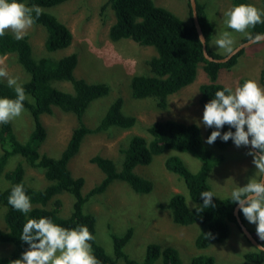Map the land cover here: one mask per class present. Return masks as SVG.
Returning <instances> with one entry per match:
<instances>
[{"label": "trees", "instance_id": "1", "mask_svg": "<svg viewBox=\"0 0 264 264\" xmlns=\"http://www.w3.org/2000/svg\"><path fill=\"white\" fill-rule=\"evenodd\" d=\"M67 1L70 0H22L29 7L38 5L42 9V14L35 24L46 28L45 46L50 51L67 48L72 43L71 29L55 15L45 10ZM262 2L264 3V0ZM240 3L250 4L249 0H233V6ZM188 6L191 23L184 22L167 8L156 5L154 0H106L102 4L100 13L102 18L108 7L115 14V21L109 29L111 40L119 41L130 38L139 45L153 46L156 50V54L147 61L148 72L136 74L131 79L134 98L154 97L158 106L163 109L167 108L170 95L194 82L201 63L209 78V82L199 87V102L203 107L214 98L216 91L226 87L218 81L219 71L235 67L245 48L226 62H216L206 58L194 24L190 0H188ZM197 12L209 54L215 58L226 56L228 53L222 55L214 52L210 47L215 25L208 18L206 4L199 0H197ZM250 32L253 36L257 33L264 34V24L256 25ZM247 40L249 39L245 37L243 42ZM10 54L15 55L16 62L29 74V80L20 84L32 101L25 100L24 108L30 113L34 127L28 138L21 141L14 131L12 122L0 124V179L4 177L9 182L5 187L0 186V205L5 208L3 214L5 227H0V241L15 244L11 254L0 256V264H11L12 261L20 259V255L29 248V246H20L16 243L21 240L19 237L23 225L30 218L39 219L40 217H48L66 228H74L78 225L87 226L94 236V240L90 243L98 264H118L120 261L124 264H183L180 251L176 247H165L157 243H150L147 246L142 260L132 259L124 251V247L132 238V227L120 235L111 233L113 252L108 253L95 240L96 215L85 211L84 206L94 196L104 193L108 186L116 180L126 182L137 193L150 192L153 187L152 182L136 174L134 168L140 164L151 163L154 156L165 150L177 149L188 151L197 157L201 161L200 169L192 174L177 155L168 156L165 160V167L184 179L191 200L195 206L202 207L203 198L200 194L203 191L214 193L208 182L209 172L214 166L219 165L223 158L213 155L211 150L205 146L199 125L174 119L152 123L148 126L149 137L134 134L128 139L126 146H121L120 152L123 157L121 170L117 169L112 158L100 154L92 156L90 161L96 164L105 176L84 194V177L73 176L69 168V162L79 152L84 138L88 134L107 131L112 127L131 128L136 124L137 117L126 115L123 112V99L117 97L100 124L95 128H90L84 123L83 115L93 100L110 92V86L107 83H89L85 79L76 77L74 73L78 64L76 53L59 59L36 58L28 35L21 40H16L13 33L6 32L3 37H0V57ZM262 73L264 74V68ZM248 79L250 78L242 77L239 85ZM62 81L70 82L74 92H68L55 85L56 82ZM262 82L264 84V79ZM3 97L15 99V92L7 86V83L0 81V98ZM54 107H59L66 113L75 114L78 121L68 143L58 157L50 156L39 150V146L47 136L41 116L52 114ZM214 130H216L214 127H208L207 137ZM219 131L221 134L227 131L235 132V128L225 125ZM213 144L226 149L234 142L231 139L225 142L217 138ZM16 156L22 158L21 162L7 170L10 159ZM24 162L27 166L43 173L47 181L45 186L35 187L25 181ZM16 184H23L26 194L31 199L32 209L27 214L14 210L8 204V196ZM64 193L70 194L73 198L71 213L68 214L64 210V214L68 216L62 214L64 203L61 195ZM212 205L197 212L195 207L188 205L187 198L182 193L174 194L168 203L176 224L190 225L196 221L200 223V231L195 240L196 247L199 249H205L214 242L226 241L231 235V223L236 224L243 233L234 213L237 203L230 201V195L224 198L214 195ZM239 216L247 226L248 220L240 209ZM247 228L264 245V240L258 237L255 228L248 226ZM243 257L244 261L238 264L249 262L261 264L264 262V251L256 248V250L246 251ZM215 263L213 255L197 254L191 258L189 264Z\"/></svg>", "mask_w": 264, "mask_h": 264}, {"label": "rangeland", "instance_id": "2", "mask_svg": "<svg viewBox=\"0 0 264 264\" xmlns=\"http://www.w3.org/2000/svg\"><path fill=\"white\" fill-rule=\"evenodd\" d=\"M106 0H70L63 4L46 8L61 22L65 23L73 33L70 46L56 51L46 48L47 30L43 25L35 24L29 30L28 36L36 58L47 57L59 59L71 53L78 55L75 76L85 79L89 83H107L110 92L93 100L83 115L84 123L95 128L107 113L110 105L117 97L123 99V112L135 115L136 124L127 129L112 127L107 131L88 134L79 152L70 160L69 168L73 176H83L85 184L83 193H87L105 176L100 168L90 161L94 155L100 154L112 158L118 170L122 169L123 157L121 146H126L128 139L134 134L149 137L148 126L156 121L174 119L184 123H196L202 131L203 141L213 155L220 156L223 161L214 166L208 175V182L218 198H224L231 191L246 185L250 179L260 180L253 164V156L249 155L250 146L237 147L235 144L222 149L208 144L207 129L202 123L204 107L199 102L200 85L209 82L201 63L197 69L194 82L168 97V106L163 109L157 105L154 97L142 99L134 98L131 89V79L136 74L148 72V59L156 54L153 46H142L130 38L119 41L111 40L109 29L115 21L114 11L108 7L104 17L101 16V6ZM206 4L208 18L215 25L214 35L210 42L211 49L219 54H227L215 45V41L224 31L231 32L234 38L233 49L243 42V33L232 32L225 25L224 12L233 7V0H199ZM156 5L167 8L186 23H191L188 0H154ZM249 3L264 10L262 0H249ZM10 32V31H9ZM6 65L9 74L18 78L19 83L29 80V74L16 62L15 55L0 57ZM264 41L253 43L245 48L239 57L237 65L227 71H219L218 81L233 90L239 85V75L256 80L264 88ZM243 76V77H245ZM7 83L6 80H0ZM55 85L68 92H74L70 82H56ZM41 120L46 128L47 136L39 146L42 153L58 157L69 141L72 130L78 121L73 113H66L59 107H54L52 114H43ZM15 133L21 141H25L33 130L34 122L30 113L25 109L23 114L11 121ZM1 152V148H0ZM170 155H177L182 159L193 174L200 169L201 161L188 151L168 149L154 156L151 163L137 165L134 172L149 179L153 187L148 193L135 192L126 182L116 180L108 186L102 194L94 196L84 206L85 211L96 215L95 240L108 253L113 252L111 233L123 234L129 227L133 228L132 238L124 247V251L134 260L140 261L146 253L150 243L161 246H174L180 251L183 264H189L191 258L197 254L213 255L215 264H238L244 261L246 251L256 250L236 224L231 223V235L223 242H214L205 249L196 247L195 240L200 231L198 221L190 225H180L173 221L171 210L168 208L170 198L176 193H182L187 198L190 207L195 203L191 200L185 181L178 174L165 167V160ZM19 156L12 157L7 170L21 162ZM25 166V181L35 187H43L47 181L41 171ZM9 184L7 179H0V186ZM64 210L72 211L73 198L70 194L61 195ZM5 208L0 205V227H5L3 214ZM68 216V215H66ZM255 228L253 223H247ZM257 234V232H256ZM20 246H29L26 242H16ZM15 244L0 241V256L13 252ZM22 259V254L20 255ZM118 264H124L120 261ZM248 264H256L249 262ZM261 264H264L261 263Z\"/></svg>", "mask_w": 264, "mask_h": 264}, {"label": "clouds", "instance_id": "3", "mask_svg": "<svg viewBox=\"0 0 264 264\" xmlns=\"http://www.w3.org/2000/svg\"><path fill=\"white\" fill-rule=\"evenodd\" d=\"M41 14L42 9L38 5L29 7L22 0H0V37L10 31L16 40L23 39ZM224 17L225 25L232 32L245 34L251 43L264 41V34L253 36L250 32L256 25L264 24V10L252 4L240 3L226 10ZM215 45L231 53L234 45L231 32L224 31ZM0 80H6L7 86L15 92V99L0 98V124H8L23 114L25 100L32 101L18 78L9 74L2 61ZM202 123L216 129L207 137L208 144L220 138L225 142L231 139L237 147L250 145L248 154L253 156L256 173L264 176V88L256 80H245L234 90L226 86L216 91L214 98L204 106ZM225 125L235 128V132L221 134L219 129ZM214 195L212 191H203L200 194L202 207L194 206L197 212L213 206ZM230 201L239 205L248 222L256 225L258 237L264 240V179H250L246 185L234 188ZM8 204L24 214L31 211V199L23 184L12 187ZM19 238L29 248L23 252L22 259H16L11 264H98L90 243L94 236L84 225L66 228L48 217L30 218L23 225ZM258 249L264 251V245Z\"/></svg>", "mask_w": 264, "mask_h": 264}, {"label": "water", "instance_id": "4", "mask_svg": "<svg viewBox=\"0 0 264 264\" xmlns=\"http://www.w3.org/2000/svg\"><path fill=\"white\" fill-rule=\"evenodd\" d=\"M190 4H191V9H192V16H193V20H194V24L196 26L200 41L202 42V48H203V53L204 56L206 58H208L211 61H216V62H226L228 60H230L234 55L238 54L241 50H243L244 48H246L247 46L253 44L250 42V40L244 41L242 43H240L238 46H236L233 51L231 53H228L226 56L222 57V58H215L214 56L210 55L207 49V42H206V37L203 34L202 31V27L201 24L199 22L198 19V12H197V0H190ZM263 79H264V74H263ZM246 130V129H245ZM250 146V145H249ZM264 179V176L260 177V180ZM239 205L237 204L235 209H234V213L236 215V219L238 224L240 225L244 235L246 236V238L256 247H260L263 244H261L251 233V231L247 228V226L242 222L240 216H239Z\"/></svg>", "mask_w": 264, "mask_h": 264}, {"label": "crops", "instance_id": "5", "mask_svg": "<svg viewBox=\"0 0 264 264\" xmlns=\"http://www.w3.org/2000/svg\"><path fill=\"white\" fill-rule=\"evenodd\" d=\"M233 68H234V66H233L231 69H233ZM231 69H230V70H231ZM225 70H227V69H225ZM227 71H229V70H227ZM245 75H246V74H244V75H239V77H238L239 80H240L243 76H245ZM245 77H246V76H245ZM248 78H249V77H248ZM222 83H223V82H222ZM223 84H224V83H223ZM224 85H226V84H224ZM226 86H227V85H226ZM227 87H228V86H227Z\"/></svg>", "mask_w": 264, "mask_h": 264}, {"label": "bare ground", "instance_id": "6", "mask_svg": "<svg viewBox=\"0 0 264 264\" xmlns=\"http://www.w3.org/2000/svg\"><path fill=\"white\" fill-rule=\"evenodd\" d=\"M184 25V24H183ZM185 48V47H184ZM35 113V112H34Z\"/></svg>", "mask_w": 264, "mask_h": 264}]
</instances>
